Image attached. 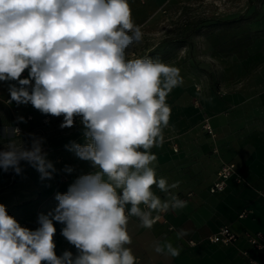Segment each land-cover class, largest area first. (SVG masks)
Instances as JSON below:
<instances>
[{"label":"clouds","instance_id":"9594fccd","mask_svg":"<svg viewBox=\"0 0 264 264\" xmlns=\"http://www.w3.org/2000/svg\"><path fill=\"white\" fill-rule=\"evenodd\" d=\"M142 37L128 0H0V81L19 85H10L8 103L63 116L61 129L78 118L86 143L66 147L95 169L56 194L58 205L39 215L36 230L22 227L0 204V264H136L126 247L132 243L129 218L151 229L160 212L186 206L171 191L179 182L157 177L150 151L163 145L170 118L166 96L182 79L179 69L159 59L127 58ZM26 69L28 77L21 78ZM29 135L30 147L12 128L0 150V169L20 174L24 161L42 180L51 179L56 169L43 151L44 138ZM153 185L167 198L157 196ZM53 221L65 225L61 234L77 249L75 256L56 255ZM185 235L178 232L177 239ZM153 247L173 258L181 251L167 240Z\"/></svg>","mask_w":264,"mask_h":264},{"label":"crops","instance_id":"0c3cea01","mask_svg":"<svg viewBox=\"0 0 264 264\" xmlns=\"http://www.w3.org/2000/svg\"><path fill=\"white\" fill-rule=\"evenodd\" d=\"M170 2L172 0H128L133 23L140 26L141 31L155 25L165 12L178 9ZM27 77L28 69L21 75V78ZM11 84L17 82L0 81V121H8L12 128L19 125L21 136L30 147L29 134H35L41 127L49 132L63 122V116L42 114L30 103H8ZM225 94H222L224 98L204 99L201 107L174 106L168 137L164 138L162 147L150 149L157 157L153 162L157 177L166 178L169 184L178 181V188L172 190L193 195L184 208L169 210V224L158 222L148 229L140 225L138 218H129L127 231L132 243L126 247L131 248L136 264H250V257L264 261V251L255 248L245 234L246 231L264 232V90L250 98ZM29 116L33 119H28ZM45 116L50 118L47 124L42 122ZM20 117L26 122H21ZM77 120L74 118V126H78ZM206 120L214 135L204 127ZM82 129L79 125V130ZM79 133L60 134L56 139L42 136L44 152L56 169L51 179L42 180L34 167L22 161L21 173H15V181L0 191V204L22 227L36 230L40 226L39 215H47L58 205L56 194L67 192L80 175L95 171L91 162L79 159L66 147L73 141L81 145L86 143L84 135ZM223 161L235 162L244 181L238 183L231 179L224 190L212 193L209 188ZM66 166L74 170L68 173L64 171ZM152 190L162 200L167 198L155 185ZM243 211L247 214L240 217ZM53 223L56 255L70 251L75 256L77 249L61 234L65 225ZM223 225L240 234L236 243L224 245L209 240V236ZM181 231L187 235L177 239ZM165 240L181 249L178 257L154 251V242Z\"/></svg>","mask_w":264,"mask_h":264},{"label":"rangeland","instance_id":"374dc122","mask_svg":"<svg viewBox=\"0 0 264 264\" xmlns=\"http://www.w3.org/2000/svg\"><path fill=\"white\" fill-rule=\"evenodd\" d=\"M169 4L178 9L165 12L158 23L142 30V41L127 57L159 59L179 69L182 83L166 96L170 118L162 130L164 138L178 104L201 107L204 99L224 98L223 93L250 98L264 90V0H172ZM9 124L0 121V150L11 136ZM76 124L68 129L57 124L49 132L41 127L35 135L56 139L65 133L83 134L79 119ZM21 139L26 145V138ZM15 179L12 169H0V191Z\"/></svg>","mask_w":264,"mask_h":264},{"label":"built area","instance_id":"2783aa9c","mask_svg":"<svg viewBox=\"0 0 264 264\" xmlns=\"http://www.w3.org/2000/svg\"><path fill=\"white\" fill-rule=\"evenodd\" d=\"M141 1H145V0H141ZM32 83L34 84V81H32ZM9 100H10V98L7 99V102ZM28 119H33V116H29ZM42 122L44 124H47L50 122V118L48 116H45L44 118H42ZM204 127L207 129V131L211 135H214V131H213L210 123L208 122V120H206ZM14 128L20 129V133H21L22 129L19 125L14 126ZM44 149L45 148L43 147V151H44ZM231 179H234L238 183H241L244 181V178L237 172V165L235 162L223 161L217 170L216 179L213 181V183L211 184V186L209 188L210 192L215 193V192H219V191L224 190L226 188V186L228 185V182ZM171 191L174 192L175 194H177L180 199L185 200V201H187L189 199V197H191L193 195L192 192L182 193V192H177L175 190H171ZM168 212L169 211L160 212L159 213L160 219L156 223L163 222L165 224H169V219L167 218ZM246 214H247L246 211H243L239 216L244 217ZM168 226L170 228H172L171 225H168ZM245 234H246L248 241L255 248H257L261 251H264V232H262V231H246ZM239 237H240V234L237 233L232 227H230L228 225H223V226H220L214 233H212L209 236V240L212 242H217V243H221L224 245H229V244L236 243L237 240L239 239ZM190 244H194V242L190 241ZM249 261H250V264H264V261L260 262V261L255 260L252 257L249 258Z\"/></svg>","mask_w":264,"mask_h":264}]
</instances>
